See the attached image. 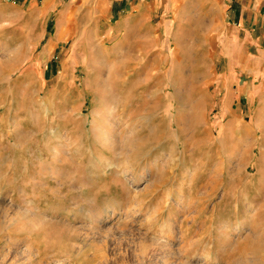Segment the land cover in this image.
<instances>
[{
    "label": "rangeland",
    "instance_id": "1",
    "mask_svg": "<svg viewBox=\"0 0 264 264\" xmlns=\"http://www.w3.org/2000/svg\"><path fill=\"white\" fill-rule=\"evenodd\" d=\"M83 4L0 0V264H264L263 80Z\"/></svg>",
    "mask_w": 264,
    "mask_h": 264
},
{
    "label": "crops",
    "instance_id": "2",
    "mask_svg": "<svg viewBox=\"0 0 264 264\" xmlns=\"http://www.w3.org/2000/svg\"><path fill=\"white\" fill-rule=\"evenodd\" d=\"M83 2H85V5H82L83 9L91 14L90 20H94L91 24L93 28H97L96 19L107 22L109 19L114 20L116 36L118 40H124V47L125 37L130 38L128 35L141 33L151 35L159 30H163L164 33L175 31L176 33L172 34L174 40L178 37L184 40L203 37L208 41L205 44L213 43L214 40L220 46L214 59L226 61L222 76L230 73L234 80L240 74L254 77L253 81L239 88L238 92L242 96L248 92V100H251V92L258 90L254 85L255 80L261 79L264 82V0H83ZM74 4L79 6V0H70V6ZM4 14L6 11L1 8L0 16ZM106 28L112 32L111 25L108 24ZM158 40L151 41L156 46Z\"/></svg>",
    "mask_w": 264,
    "mask_h": 264
},
{
    "label": "bare ground",
    "instance_id": "3",
    "mask_svg": "<svg viewBox=\"0 0 264 264\" xmlns=\"http://www.w3.org/2000/svg\"><path fill=\"white\" fill-rule=\"evenodd\" d=\"M102 138L104 139V140H107L108 139V134L107 133H103L102 135ZM111 163V162H110ZM122 178V177H121ZM169 236V235H168ZM182 238H184V237H182ZM164 249H168L167 248V246L165 245V244H163L162 246H158V248H157V250L159 251V252H161V251H163Z\"/></svg>",
    "mask_w": 264,
    "mask_h": 264
}]
</instances>
